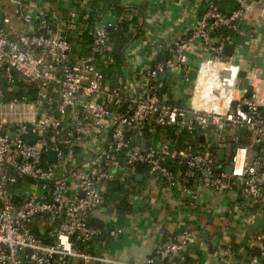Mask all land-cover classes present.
I'll use <instances>...</instances> for the list:
<instances>
[{"label": "built area", "instance_id": "obj_1", "mask_svg": "<svg viewBox=\"0 0 264 264\" xmlns=\"http://www.w3.org/2000/svg\"><path fill=\"white\" fill-rule=\"evenodd\" d=\"M9 1L15 15L33 25V30L9 38L0 28V264H216L217 259L235 264L228 248H220L215 260L210 252L214 245L189 229L171 236L141 263L119 261L106 253V247L109 240L123 236V228L116 224L96 228L89 221L105 204L106 185H130L140 164L166 188L177 190L181 205L196 202L200 190L230 193L243 207L253 209L251 221L260 219L264 225V151L252 159L250 148L238 144L235 137L231 173L226 174L217 170L216 156L203 144L179 145L175 139L195 130L235 133L245 127L264 145V91L260 90L264 60L244 69L242 57L236 55L252 38L240 23L254 2L200 0L189 15L179 16L181 29L172 39L166 31L153 39L144 30L124 49L123 64L110 84L102 68L114 64L111 34L127 24V18H114L102 6L86 11L84 5L92 0H82L81 6L70 0H51L66 6L62 18L68 32L82 36L81 27L91 24L85 33L90 43L77 53L78 44L56 29L55 17L30 7L29 0ZM222 1L233 2V10L221 12L218 4ZM262 11L264 18V4ZM220 29L232 37L212 36ZM195 44L201 50L199 57L210 55L206 62L235 67L236 77L245 70L253 96L244 99L237 80L225 112L193 107L197 75L190 84L185 64ZM225 46L233 47L230 57L223 53ZM146 49L149 54L144 58ZM163 52L167 57L161 60ZM168 72L176 74L173 91L190 84L188 109L173 104L162 91L167 84L160 78L166 79ZM17 82L36 91L33 101L19 95ZM234 101L237 106L231 112ZM242 105L246 113L240 111ZM154 126L171 129L175 137H165L156 146L144 137V131L153 133ZM50 152L56 154L54 162L48 159ZM165 162L184 171L172 170ZM24 182H30L32 189H25ZM137 200L131 195L128 203ZM258 248L259 255L251 256L246 264H264V235ZM186 252L192 263L185 260Z\"/></svg>", "mask_w": 264, "mask_h": 264}, {"label": "crops", "instance_id": "obj_2", "mask_svg": "<svg viewBox=\"0 0 264 264\" xmlns=\"http://www.w3.org/2000/svg\"><path fill=\"white\" fill-rule=\"evenodd\" d=\"M250 1L254 2L253 9L241 21L240 28L243 31L250 32L252 38L242 49H238L236 52V55L241 56L243 59L244 69L261 60L264 52V18L262 11L264 0ZM70 2L75 6L82 5V0H70ZM111 2H114V4H111ZM0 3L2 6L0 28L9 38L16 37L24 30L26 32L33 30V25L24 24L22 19L15 15L14 5L9 0H0ZM199 3L200 0H92L91 4L84 5V8H88L86 11L94 12L97 5H99L105 7L107 12L114 18H127L126 29L128 33L134 36L128 42L129 44L142 35L144 30L150 31L153 39L160 37L165 31L168 39L174 38L181 29L180 24L177 22L179 16L189 15L194 6ZM232 3L226 1L222 5L223 9L227 11ZM29 4L34 9L42 10L48 18L55 17L53 24L56 29L65 32L71 39L83 42L82 38H78L76 32H68L64 28L66 21L63 20L62 14L65 12V5L51 0H29ZM90 26L91 24L87 27L82 26L81 29L86 33ZM85 33L82 35L85 36ZM78 47L83 48L84 46L78 44ZM198 48L200 47L196 44L192 47V51L189 53L190 61L199 57L201 50ZM148 54L149 50L146 49L142 53V57L147 58ZM166 57V52H163L160 59L164 60ZM222 69L231 72V79L236 84L235 67L226 66L223 68L219 63L208 62L197 73L191 100L193 107H199L203 110L213 108L216 112L226 111L225 106H228V103L223 101L222 94L227 89L229 80L219 76ZM175 79L176 77L171 75L164 79L167 84L164 92L171 98V102L177 105L179 98L183 99L184 96L190 93L187 90L190 84H185L181 90L182 95L175 99L176 90L173 91L172 86H170L172 84L176 85L177 81ZM232 92L234 94L235 90ZM240 93H242L241 89ZM230 111L233 112L234 108L232 107ZM201 135L205 137L203 144L209 145L210 148L215 144L217 149L225 150L228 162H230L229 157H231L235 147L234 138L242 136L237 132L224 131L217 134L213 133V135ZM201 135L198 136V144H202L199 141ZM244 135H248V133L246 132ZM161 141V137L158 136L154 143L158 146ZM252 141L258 143L254 139ZM228 147H230V151H227ZM251 150L252 155L254 151ZM251 158L255 159L256 157L252 155ZM218 164L223 167L222 163ZM181 170L184 171V167ZM133 178H135V182L123 186L122 189L119 185H106L105 195H108L109 199L91 216V224L96 228H111L115 224L123 228V236L115 241L109 240L106 247V253L116 260L141 263L171 236H178L184 230L189 229L198 232L209 245H214V248H210V252L215 255V260L219 257L221 247L227 249L226 247L232 246L238 249L237 255L243 256L244 261L242 264H246V261L250 258L249 251L252 250L251 248L258 246L261 237L264 235V225L260 219L255 221L249 219L250 215L255 213L253 209L243 207L240 200L230 193L218 195L200 190L199 199L192 205L186 206L180 204V193L177 190L166 188L165 184L155 174L150 173L147 167L138 171V173L135 170ZM23 186L25 189H32L30 182H24ZM125 188L128 189L127 192ZM35 192L40 193L39 190ZM115 193L119 194L118 201L112 199ZM131 195L138 197V200L133 204L128 203ZM123 205L129 207L127 212L120 210ZM233 253H231L229 259L234 261L235 254ZM215 263L223 264V261L217 259Z\"/></svg>", "mask_w": 264, "mask_h": 264}, {"label": "trees", "instance_id": "obj_3", "mask_svg": "<svg viewBox=\"0 0 264 264\" xmlns=\"http://www.w3.org/2000/svg\"><path fill=\"white\" fill-rule=\"evenodd\" d=\"M226 1H222L220 2L218 5H219V9L221 10V12L223 13H227V12H230L233 10L234 7H232L234 5V3H232L230 6H229V9H223L222 5H224ZM111 4H114V2ZM115 6V5H114ZM99 5H97V8H95V10H98L99 9ZM231 7V8H230ZM102 8L105 10V7L102 6ZM127 27V24L121 26L116 32H113L111 34V43H112V46H113V53H112V58L114 60V64L111 65L110 67H103L102 68V72L103 74L105 75L106 77V82L107 83H110L112 84L113 83V80H115L116 78V73L118 72V70L120 69V67L122 66L123 64V49L125 48V46L128 44V42L130 40L133 39L134 36L131 35V33H128V30L126 29ZM225 34V35H228L229 37H232V34L226 30H216L213 32L212 36H214L215 38L218 37L220 34ZM68 36V35H67ZM69 37V36H68ZM70 38V37H69ZM78 38H82L81 40H83V42L81 41H78L77 39H71L73 43H76V44H81L83 45V49H85V45L89 44L90 43V37L85 34V36L82 35L79 36ZM77 52V50L75 51ZM78 53V52H77ZM17 86L20 88V91H19V95H23L26 97V99L28 101H33L36 97V91L33 89V88H30V86H27L25 84H23L22 82H17ZM154 128V131L153 133L151 132H148V131H144V137L148 140H151V141H155L156 138L161 137V139H163L164 137H172L174 138V134H173V131L171 129H168V128H162V127H157V126H154L152 127ZM224 132H228V131H224ZM208 134H211L213 135V131L210 130L208 132ZM217 134V133H216ZM201 135V131H198V130H195L193 132V134H187V133H182L179 135V137H175V139L177 140V143L179 145H182L184 143H189V144H198V136ZM213 138V137H212ZM252 137L250 134L248 135H242V136H239L238 137V144L240 145H244V146H247L249 147L250 149H252L251 151H255L257 153H260L261 151H264V145L262 143H255L254 141H252ZM203 148H207L208 151L215 156V150L211 149L209 147V145L207 144H203L202 145ZM259 157V156H258ZM165 165H167L168 167H170L172 170H175V169H181L180 166H176L175 164H171L170 162H165ZM144 168H146L145 165H137L135 167V170L137 171H140V170H143ZM148 169V168H147ZM223 167L221 164H218L217 165V170L218 171H222ZM132 182H135V178H133ZM123 186H120V189H122ZM109 197L108 195H105V202L106 200H108ZM122 212H127L129 210V207L127 205H123L122 208L120 209ZM90 225L93 226L91 224V219L89 221ZM95 227V226H94ZM99 228V227H97ZM33 233L38 237V238H44V236L40 235L39 232L36 230V229H32ZM80 247V246H79ZM222 248V247H221ZM228 249H230L231 253L235 254L233 259L234 262H236L235 264H242L243 263V256L242 255H237V251L238 249L235 248V247H232V246H229V247H226ZM252 250L249 251V256H258L259 255V248L258 246L255 247V248H251ZM183 256L185 257V260L187 262H193L192 259L189 257V252H186L183 254ZM248 262V260L246 261V263Z\"/></svg>", "mask_w": 264, "mask_h": 264}, {"label": "water", "instance_id": "obj_4", "mask_svg": "<svg viewBox=\"0 0 264 264\" xmlns=\"http://www.w3.org/2000/svg\"><path fill=\"white\" fill-rule=\"evenodd\" d=\"M81 49H82L81 47H77L76 48L78 53L81 52ZM223 53H224L225 56L230 57L233 54V47L225 46L224 49H223ZM209 58H210V55L208 53H204L201 57H197L193 61L186 62L185 66L189 69L187 77H188V81H189L190 84L194 83V80L196 78L197 72L199 71L202 63L208 61ZM263 60H264V52L262 54L260 62L262 63ZM168 74L173 76V77H176L175 73L168 72ZM246 74L247 73H246L245 70H240L238 75H237V80L241 84V89L244 92L243 93V98L244 99H249V98H251L253 96L254 91H253L252 86L249 83V80H248ZM219 76L224 78V79H228L229 78V73L228 72H220ZM263 78H264V71H263V73L260 76V79H263ZM164 79H165V76L163 75V76H161L160 81L163 82ZM2 83L4 84L5 82L3 81ZM165 88H166V86L163 85L162 86V91H165ZM18 91H19V89L17 87L13 88V92L14 93H17ZM181 95H182L181 90L180 89H176L175 94H174L175 99L179 98ZM188 100H189V95L184 96L183 99L179 98L178 101H177V105L181 106L183 109L186 110V109L189 108ZM231 106L235 107V106H237V103L234 101V102L231 103ZM111 109H112V107H108V110H111ZM260 110L262 111V108H260ZM240 111L243 112V113H246L247 112V107L245 105H242L240 107ZM234 114H235V112H234ZM246 132L247 131H246L245 127L239 128L237 130V133L239 135H244ZM204 140H205V137L203 135H201L199 137L200 143L203 144ZM256 142H259V139H256ZM211 149L215 150L217 162L223 164V172L226 173V174H230L231 173V165H230V162L227 161V157H226L227 153H226V151L217 149V145H215V144H213L211 146ZM227 151H230V147L227 148ZM252 155H253V157H258V153L255 152V151L252 152ZM47 156H48V159L50 161H52V162L55 161L56 154L54 152L48 153ZM125 191L127 192L128 189L125 188ZM112 199L114 201H118L119 200V194L115 193L112 196Z\"/></svg>", "mask_w": 264, "mask_h": 264}, {"label": "bare ground", "instance_id": "obj_5", "mask_svg": "<svg viewBox=\"0 0 264 264\" xmlns=\"http://www.w3.org/2000/svg\"><path fill=\"white\" fill-rule=\"evenodd\" d=\"M207 63L208 62H203L202 65H201V67H200V69H199V71L202 70L203 65H207ZM227 72L230 74V78L228 79L229 82H228L227 89L222 94V99H223V101H225V102H227L229 104V101L232 99V96L234 95V94H232L233 93L232 91L235 90V85H234L235 83L231 79V77H232L231 76V72L230 71H227ZM235 78L237 79V77H235ZM261 91H264V86H263V88H261ZM260 102L262 103V100H260Z\"/></svg>", "mask_w": 264, "mask_h": 264}, {"label": "rangeland", "instance_id": "obj_6", "mask_svg": "<svg viewBox=\"0 0 264 264\" xmlns=\"http://www.w3.org/2000/svg\"><path fill=\"white\" fill-rule=\"evenodd\" d=\"M176 81H177V79H175ZM176 81H174V82H176ZM170 86H173V84L172 85H170ZM192 87H193V85L191 86V90H192ZM241 88V84H238V88ZM230 158V157H229Z\"/></svg>", "mask_w": 264, "mask_h": 264}]
</instances>
